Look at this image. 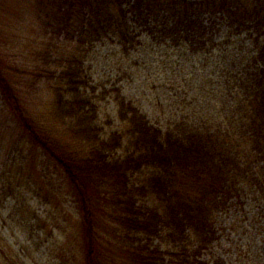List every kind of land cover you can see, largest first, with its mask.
I'll return each mask as SVG.
<instances>
[{"label":"trees","instance_id":"16d2710c","mask_svg":"<svg viewBox=\"0 0 264 264\" xmlns=\"http://www.w3.org/2000/svg\"><path fill=\"white\" fill-rule=\"evenodd\" d=\"M13 4L18 22H0L10 42L0 46V94L71 186L79 264H264V0H0V9ZM157 40L200 61V78L182 82L164 66L172 76L156 95L145 84L97 92L93 47L115 44L128 59Z\"/></svg>","mask_w":264,"mask_h":264},{"label":"rangeland","instance_id":"374dc122","mask_svg":"<svg viewBox=\"0 0 264 264\" xmlns=\"http://www.w3.org/2000/svg\"><path fill=\"white\" fill-rule=\"evenodd\" d=\"M13 5L10 13L0 9V22H18V6ZM6 37L0 33V46L9 45ZM28 37L23 34V45ZM117 50L115 44L108 43L97 44L90 51L89 73L98 93L118 85L138 91L145 84L156 95L160 92L154 87L161 84L157 80L172 76L161 72L164 66L174 70L182 82L186 76L201 75L200 70V74L194 73L201 62L188 56L183 46H172L169 41L145 43L128 59ZM184 61L186 69H182ZM102 99L101 123L106 124L113 109L109 96ZM76 211L71 186L43 151L29 141L0 94V264H79L82 237Z\"/></svg>","mask_w":264,"mask_h":264}]
</instances>
